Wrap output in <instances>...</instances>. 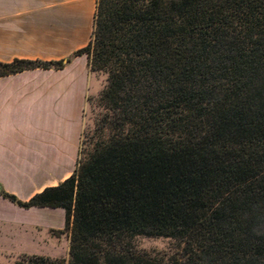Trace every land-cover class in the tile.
I'll return each mask as SVG.
<instances>
[{
	"label": "trees",
	"instance_id": "16d2710c",
	"mask_svg": "<svg viewBox=\"0 0 264 264\" xmlns=\"http://www.w3.org/2000/svg\"><path fill=\"white\" fill-rule=\"evenodd\" d=\"M86 55L105 76L72 175L21 201L65 212L68 259L14 264H264V0H97L86 47L0 63V78ZM166 238L167 260L136 238Z\"/></svg>",
	"mask_w": 264,
	"mask_h": 264
},
{
	"label": "crops",
	"instance_id": "0c3cea01",
	"mask_svg": "<svg viewBox=\"0 0 264 264\" xmlns=\"http://www.w3.org/2000/svg\"><path fill=\"white\" fill-rule=\"evenodd\" d=\"M96 5L97 0H0V63L70 57L90 42ZM100 88L86 55L61 70L35 69L0 78L4 191L28 201L72 175L87 98ZM47 210L62 211L65 225L62 209L25 210L0 196V226L12 241L28 239L35 226L55 230L37 220Z\"/></svg>",
	"mask_w": 264,
	"mask_h": 264
},
{
	"label": "rangeland",
	"instance_id": "374dc122",
	"mask_svg": "<svg viewBox=\"0 0 264 264\" xmlns=\"http://www.w3.org/2000/svg\"><path fill=\"white\" fill-rule=\"evenodd\" d=\"M99 81L101 88L97 95H90L87 98V104L83 116V127L90 124L91 121V104L88 99H95L105 84V76L102 74H93ZM2 172H0V186L3 187ZM5 182V181H4ZM3 189V188H2ZM8 203V202H7ZM48 212V213H47ZM37 220L41 221L45 227H33L28 231V239L17 237L18 240H11L6 229L0 226V264H14L21 256H43L51 259L67 260L69 250V228L65 229L64 216L61 211L46 213ZM60 229H56L59 228ZM134 245L139 252L148 253L159 259L167 260L179 252V246L176 242L166 238H136Z\"/></svg>",
	"mask_w": 264,
	"mask_h": 264
},
{
	"label": "water",
	"instance_id": "95a60500",
	"mask_svg": "<svg viewBox=\"0 0 264 264\" xmlns=\"http://www.w3.org/2000/svg\"><path fill=\"white\" fill-rule=\"evenodd\" d=\"M2 190V187L0 186V191Z\"/></svg>",
	"mask_w": 264,
	"mask_h": 264
}]
</instances>
